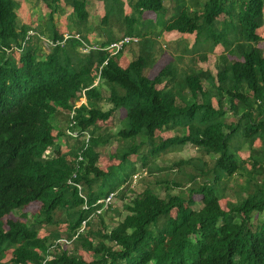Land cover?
<instances>
[{
    "label": "trees",
    "instance_id": "obj_1",
    "mask_svg": "<svg viewBox=\"0 0 264 264\" xmlns=\"http://www.w3.org/2000/svg\"><path fill=\"white\" fill-rule=\"evenodd\" d=\"M36 1L50 10L49 38L55 46L45 59L39 58L32 43L45 32L36 33L23 45L29 28L19 24L18 2L0 0V264H5L3 258L9 251L13 258L8 264H264V222L251 226L254 213L264 215V180L255 185L253 195L231 205L228 212L219 204L216 186L241 169L230 151L231 139L239 129H243L244 140L252 144L258 139L264 148V51L258 47L264 42L258 34L264 25V0H202L201 8L198 0H188L190 7L185 4L182 9V0H175L177 11L163 26L165 32L196 34L197 41L206 32L215 47L224 48L216 78L207 72L194 73L179 83L194 99L184 107L177 103L178 82L169 79V66L150 79L146 70L151 65L144 54L124 69L118 63L121 53L79 52L84 44L89 45L84 32L92 4L121 0ZM62 1L72 8L79 39L70 35L65 40L54 25V16L66 12ZM129 6L134 16H125L122 25L124 35L131 38H144L142 29H134L145 12L169 14L166 0H130ZM222 15L227 20L219 23ZM109 19L106 12L101 24H108ZM204 79L211 84L206 89ZM100 82L108 87V96H103ZM201 96L203 103L199 104ZM82 97L87 104L77 107L76 101L71 103ZM104 100L112 106L106 112L97 105ZM225 101L234 116L241 115L237 123L225 124ZM121 110L126 117L118 133H98V122H107ZM59 113L68 115L67 130L77 132L78 138L62 131L53 135L56 124L51 119ZM179 127L184 129L182 136L157 140L159 129ZM63 136L76 139L77 146L58 156H45L60 148L56 140ZM116 138L123 142L116 151L120 163L101 170L95 160L101 148ZM188 143L217 156L214 184L205 182L192 188L187 199L178 195L163 198L146 190L127 206L129 214L123 221L111 231L102 228L95 236L90 216L101 207L96 206L98 201L116 190L125 198L130 190L121 188L135 170L130 157L139 155L148 167L150 155ZM146 145L150 150L142 154ZM196 195L202 196L201 209L194 208ZM34 202L41 203V208L32 223L9 220L4 229V218ZM61 211L69 231L66 238L77 235L78 249L92 253V263L60 243L37 238L31 229L32 225L57 224ZM173 211L175 218H171ZM84 222L88 229L81 233ZM151 241L157 244L154 249Z\"/></svg>",
    "mask_w": 264,
    "mask_h": 264
},
{
    "label": "rangeland",
    "instance_id": "obj_2",
    "mask_svg": "<svg viewBox=\"0 0 264 264\" xmlns=\"http://www.w3.org/2000/svg\"><path fill=\"white\" fill-rule=\"evenodd\" d=\"M21 2V8L18 11V16L20 23L21 21L27 22V28L33 30L34 33H39L41 31L45 32L43 37L40 39H33L32 43L40 59H45L46 56L51 51V46L48 42L50 41L49 33L51 30L50 23L48 24L50 17V10L42 2H37L36 0H16ZM130 0H121L118 2H109L105 5L103 3H93L90 9L89 22L86 27L87 32L84 35L88 37L92 45H87L85 47L79 48V52L86 54L91 47L101 46L100 41L103 39V31L111 24L115 27L113 21L119 20L120 17L124 15L121 14L122 5H124L125 13L129 16H134V12L129 6ZM175 0H166L168 6V11L165 15H160L154 13L151 15V19L147 21L140 22V31L144 35L143 40L139 39L141 46L140 54H144L148 57L151 65L146 70V75L150 79H154L156 76V70L162 66H169L172 72H169V79H173V82H178L176 86V93L178 94L177 103L181 107L189 105L194 101L191 93L186 88L179 85L182 80L188 75L194 73L207 72L212 75L213 78L217 76V70L222 63L220 57L224 54V48L221 45L215 47L214 42L207 38L206 32L200 34V39L196 40V34L193 35H178V34H162L159 30L162 26L170 21V19L175 17L177 7H174ZM187 5L190 7L188 0H182V7ZM62 6L66 9L63 15L54 16V25L62 31L65 36H78V28L73 24L72 19V8L67 6L64 1H62ZM197 6L202 7V0H198ZM106 12L109 14V22L106 25L101 24L102 18L105 16ZM148 15H144L146 18ZM226 16L222 15L220 17L221 23ZM122 20V19H121ZM45 21L47 23H45ZM117 24V23H116ZM220 27V26H219ZM134 30H137L136 28ZM215 32V31H214ZM115 35L119 37L123 36L122 33H118V28H115ZM259 36L264 40V25L258 30ZM142 40V41H141ZM138 44V43H135ZM258 47L264 51V42H260ZM18 59V55L16 54ZM205 57V59H204ZM229 60L234 58L229 56ZM157 60L159 64L153 68V63ZM158 62V61H157ZM97 69L94 67L93 75H96ZM206 81H208L206 79ZM203 80L204 88H208L211 84ZM99 80L95 81L94 86L98 84ZM174 83H172L173 86ZM100 87L103 96L109 95V89L105 84L100 82ZM158 89H163V85H158ZM78 98V97H77ZM203 97L201 96L197 102L199 104L203 103ZM75 103L77 107L87 104L85 97L82 99L71 100V103ZM213 105L218 109V103L215 97H212ZM97 105L104 112L110 110L112 106L107 100L97 102ZM224 122L226 125H231L237 123L241 115L234 116L230 111V105L225 101L224 103ZM126 117V112L121 110L116 117L110 118L107 122H98V127L101 129L98 133L108 132L112 134H117L120 128L123 126V121ZM52 122L56 124V129L53 131V135L56 136L58 131L69 132L67 130L68 126V115L65 113L55 114L52 117ZM184 129L177 128L176 130L170 129H159L156 132L157 140L163 139L168 140L175 136H182ZM224 132L227 134L229 130L226 128ZM243 129H239L236 134L232 137L230 143V151L235 153L237 159L240 163L241 169L233 177L224 178L219 184H217V190H219L220 200L219 204L221 208L228 212L231 205L237 202L245 200L250 195L255 192V185L260 184L264 180V148L260 140H256L252 144L244 140L242 137ZM81 140V139H79ZM60 141V142H59ZM76 139H70L68 137L57 138L56 143L59 142L61 145L56 150L49 151V154H54L56 156L62 153L68 152L74 146H77ZM158 142V141H157ZM156 142V144H157ZM123 142L120 138L113 140L108 146L101 148V155L95 160L96 166L101 170L107 171L112 166H118L120 161L116 157V151L122 146ZM150 148L146 145L143 146L141 152L142 154H148ZM147 156V155H146ZM217 156L208 151L206 148H199L190 143L184 146H174L166 151L160 152L156 156H151L148 160V167L143 166V163L139 155H133L130 157V161L135 166L134 172H132L131 177L128 182L125 183L121 188L129 187L130 190L127 192L125 198H122V194L117 192V196L114 198V205L111 209L105 211V207L102 210L101 215L94 216L91 219L90 225L92 226V231L95 236H97L98 231L102 228H106L111 231L115 228L124 218L129 214L127 206L130 205L131 201L136 197L141 198L146 190H151L153 193L159 195L160 197H167L168 195H178L187 199L189 197V192L192 188H197L199 185L208 182L214 184V174L213 167L216 162ZM184 163H180V162ZM255 163H258V167H255ZM128 173V171H126ZM175 184L180 185L181 188L175 187ZM97 190L99 187L96 188ZM119 193V195H118ZM196 202L194 206L195 209L202 208V196L196 195L193 197ZM41 208V203L34 202L30 204L22 212H15L4 218V229L7 228V221L12 220L16 222L26 223L27 221L32 223L39 214ZM105 211V214L103 212ZM93 216V215H92ZM27 217V218H26ZM176 217V212L173 211L171 218ZM57 224L55 225H43L35 228L32 225V230L36 231L37 238L39 239H51V241L61 242L63 244V249H67L70 253H75L77 255L83 256L84 260L88 263L94 261V256L90 252H86L84 249H78V243L75 239L68 240L66 237L69 233L67 226L64 222L65 214L64 212H59L57 217ZM238 221V220H236ZM264 222V215H258L254 213L252 215L251 226L256 228ZM163 223L161 221L160 225ZM159 225V226H160ZM87 230V228H86ZM62 240H66L67 243H63ZM95 243L99 241L98 238L93 239ZM69 241V242H68ZM152 248L154 249L157 244L151 241ZM164 244L163 246H165ZM78 249V250H77ZM13 258L12 251L6 253L3 258L5 264L10 263Z\"/></svg>",
    "mask_w": 264,
    "mask_h": 264
},
{
    "label": "crops",
    "instance_id": "obj_3",
    "mask_svg": "<svg viewBox=\"0 0 264 264\" xmlns=\"http://www.w3.org/2000/svg\"><path fill=\"white\" fill-rule=\"evenodd\" d=\"M16 1V0H15ZM18 2V1H17ZM95 3H100V2H95ZM102 3V2H101ZM18 4H19V8H18V10L17 11H19V9L21 8V2H18ZM105 5V4H104ZM90 9L92 10V8L90 7ZM122 10L123 11H125V9H124V5H122ZM18 13V12H17ZM155 15L154 13H152V12H145L144 14H143V16H142V19L139 21V23L136 25V29H138V28H140V22L141 21H147V20H150L151 19V15ZM50 15V14H49ZM144 15L146 16V15H148L146 18H144ZM125 16H128V17H131V16H129V15H127L125 12H124V16L123 17H121V18H119V20H115V21H113L114 23H115V27L113 28L112 27V25L110 24L108 27H107V29H105V31H103V39H102V41H100V45L101 46H107V45H109V43L110 42H117V41H119V40H122L124 37H127L126 35H124L125 34V32H126V28H125V26H123L122 24H123V18L125 17ZM104 18V17H103ZM102 18V19H103ZM122 19V20H121ZM18 20H19V16H18ZM48 21V20H47ZM102 21V20H101ZM45 23H47L46 21H45ZM117 23V24H116ZM19 24H21V25H23V26H26V25H28V23L27 22H23V21H21V23H20V20H19ZM118 28V33L120 34V33H122V35L123 36H121V37H119L118 35H115L114 34V31H115V28ZM56 29L59 31V33L60 34H62L64 37H65V35H67V34H63L62 33V31H60L57 27H56ZM29 30H30V28H29ZM161 32H162V34L164 35V34H171V33H175V34H178V35H181V36H184L183 34H180V33H178V32H165L164 30H163V26L159 29ZM85 32H87V31H85ZM43 37V36H42ZM43 38H45V37H43ZM88 38V37H87ZM137 38H141V37H137ZM141 39H143V37L141 38ZM89 40V39H88ZM110 40H112V41H110ZM89 45H92L91 44V42H90V40H89ZM140 50H141V46H140V43H138V44H135V43H131V44H129V45H127V46H125V48L123 49V51L121 52V54L119 55V58H118V63H119V65L122 67V68H127L128 66H129V64L132 62V61H134V60H136L137 59V57L140 55ZM158 61V62H157ZM155 63H153V68H155L158 64H159V61L160 60H157ZM155 66V67H154ZM168 66V65H167ZM166 66H162V67H160L158 70H156V76L161 72V70H163L164 68H165ZM155 76V77H156ZM154 77V78H155Z\"/></svg>",
    "mask_w": 264,
    "mask_h": 264
},
{
    "label": "built area",
    "instance_id": "obj_4",
    "mask_svg": "<svg viewBox=\"0 0 264 264\" xmlns=\"http://www.w3.org/2000/svg\"><path fill=\"white\" fill-rule=\"evenodd\" d=\"M35 35H36V33H34L33 30L28 31L26 39H25V42L23 43V45H26V43L29 42L30 38L34 37ZM70 37L71 36H65V40L69 39ZM75 37L78 38V39L80 38L79 36H75ZM48 43H49L50 46H55V44L53 42H48ZM131 43H139V39L137 37H134V38L124 37L122 40H119L117 42H113L110 45H108V46H106V47H104L102 49L99 48L100 46L98 48L97 47H91L86 54H89L90 51H92V50H101V51L105 52L106 54H110V56H117L118 54H120L123 51L125 46H127V45H129ZM85 46H87V45L84 44L83 47H85ZM13 50H15V49H13ZM15 51H17V50H15ZM68 134H70L74 138H78L77 132H73V131L70 132L69 131ZM47 155H49V152L46 154V156ZM115 197H116V193L115 192L110 193L109 196H107L105 199H102L101 201H99V203L104 204L105 209H108L109 206H111L113 204V200H114ZM85 208H87V207H85ZM97 213L98 214H102V210H98ZM86 228L87 227H86V224L84 222L81 232H83ZM76 238H74V239H76ZM62 242L65 243V244L67 243L66 240H62ZM58 243L61 244V242H58ZM62 246H63V244H62Z\"/></svg>",
    "mask_w": 264,
    "mask_h": 264
},
{
    "label": "clouds",
    "instance_id": "obj_5",
    "mask_svg": "<svg viewBox=\"0 0 264 264\" xmlns=\"http://www.w3.org/2000/svg\"><path fill=\"white\" fill-rule=\"evenodd\" d=\"M29 31H30V30H29ZM45 156H46V155H45ZM108 196H109V195H108ZM102 199H105V198H101L99 201H101ZM99 201H98V203L96 204V206H97V205H100L101 207L98 208V209L96 210V213L93 214V216H92V215L90 216V219H92L94 216L101 215V214H98L97 211H98V210H103V208H104V204L99 203ZM106 210H108V209H105V211H106ZM105 211L103 212V214H105ZM82 228H83V227H82ZM87 229H88V227H87ZM85 230H86V229H85ZM85 230H84V231H85ZM84 231H83V232L80 231V232H81V233H84ZM76 237H78V236L75 235L72 239H74V238H76ZM72 239H70V240H72ZM75 240H76V239H75ZM56 243H58V242H56ZM58 244H59V243H58ZM52 249H53V248H52Z\"/></svg>",
    "mask_w": 264,
    "mask_h": 264
}]
</instances>
